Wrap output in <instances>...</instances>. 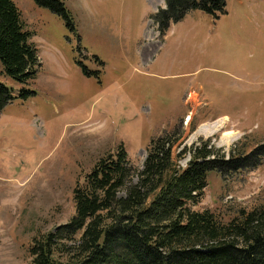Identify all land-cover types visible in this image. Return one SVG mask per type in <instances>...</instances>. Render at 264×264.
<instances>
[{
	"label": "rangeland",
	"instance_id": "rangeland-1",
	"mask_svg": "<svg viewBox=\"0 0 264 264\" xmlns=\"http://www.w3.org/2000/svg\"><path fill=\"white\" fill-rule=\"evenodd\" d=\"M62 1L72 27L34 0H14L40 66L28 84L0 66L13 96L0 112V264H34L33 237L70 220L73 188L120 145L140 170L149 140L175 127L181 167L189 155L178 154L200 139L224 152L264 143V0H227L218 18L191 10L163 36L152 17L164 0ZM235 72L244 75L230 82ZM259 205L264 163L227 179L210 171L191 208L227 220Z\"/></svg>",
	"mask_w": 264,
	"mask_h": 264
},
{
	"label": "trees",
	"instance_id": "trees-1",
	"mask_svg": "<svg viewBox=\"0 0 264 264\" xmlns=\"http://www.w3.org/2000/svg\"><path fill=\"white\" fill-rule=\"evenodd\" d=\"M227 0H164L152 20L163 36L172 22L191 10L218 18ZM72 27L62 0H34ZM14 0H0V66L11 79L28 84L40 66ZM13 99L0 82V112ZM181 130H164L149 140L137 169L120 145L101 157L73 188L75 212L68 222L35 236L29 247L34 264H264V205L239 208L227 220L209 210H193L210 171L223 179L264 163V143L246 153L239 141L224 152L211 139L184 148L185 167L174 145Z\"/></svg>",
	"mask_w": 264,
	"mask_h": 264
},
{
	"label": "bare ground",
	"instance_id": "bare-ground-1",
	"mask_svg": "<svg viewBox=\"0 0 264 264\" xmlns=\"http://www.w3.org/2000/svg\"><path fill=\"white\" fill-rule=\"evenodd\" d=\"M187 119L190 120L191 118L188 116ZM225 119H226V117H225V118L217 119V120H215V121H213V122H211V123H205V124H202V125H200V127L198 128L197 132H198V133H204V132H206V131L215 130V129H217V127L220 126L221 123H223V121H224ZM231 131H232V130H231ZM197 132H196V133H197ZM208 133H209V132H208ZM236 136H237L236 133H232V132H229V131H227V132L224 133V137H226L227 139H233V138H235Z\"/></svg>",
	"mask_w": 264,
	"mask_h": 264
},
{
	"label": "crops",
	"instance_id": "crops-1",
	"mask_svg": "<svg viewBox=\"0 0 264 264\" xmlns=\"http://www.w3.org/2000/svg\"><path fill=\"white\" fill-rule=\"evenodd\" d=\"M242 73V75H244V73L243 72H235L234 74H232L231 75V80H230V82L232 81V80H240L238 77H236L237 75H240ZM245 76H246V78H247V83H249V79H250V77H249V74H248V72H246L245 73ZM245 104V103H244Z\"/></svg>",
	"mask_w": 264,
	"mask_h": 264
}]
</instances>
